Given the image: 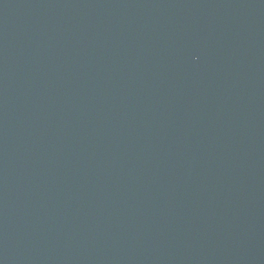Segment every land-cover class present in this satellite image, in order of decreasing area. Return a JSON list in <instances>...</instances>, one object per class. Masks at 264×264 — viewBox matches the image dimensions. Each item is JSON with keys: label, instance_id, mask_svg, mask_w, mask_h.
<instances>
[{"label": "water", "instance_id": "1", "mask_svg": "<svg viewBox=\"0 0 264 264\" xmlns=\"http://www.w3.org/2000/svg\"><path fill=\"white\" fill-rule=\"evenodd\" d=\"M0 264H264V0H0Z\"/></svg>", "mask_w": 264, "mask_h": 264}]
</instances>
